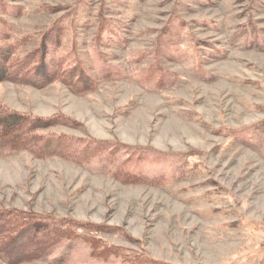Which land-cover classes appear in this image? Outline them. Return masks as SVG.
Segmentation results:
<instances>
[{"label": "rangeland", "instance_id": "rangeland-1", "mask_svg": "<svg viewBox=\"0 0 264 264\" xmlns=\"http://www.w3.org/2000/svg\"><path fill=\"white\" fill-rule=\"evenodd\" d=\"M5 2L13 37L58 21L53 55L83 57L96 82L0 81L1 104L60 118L35 132L72 142L44 156L0 147V207L101 229L0 264H103L86 235L172 264H264V0ZM83 142L121 149L81 159Z\"/></svg>", "mask_w": 264, "mask_h": 264}, {"label": "trees", "instance_id": "trees-1", "mask_svg": "<svg viewBox=\"0 0 264 264\" xmlns=\"http://www.w3.org/2000/svg\"><path fill=\"white\" fill-rule=\"evenodd\" d=\"M12 10V13H9L10 5L5 0H0V13L8 12L14 16L19 12L17 8ZM3 20L0 19V81H19L41 87L57 80L75 93L86 92L95 85L96 79L90 74L87 75L86 69L89 68V64L84 61L83 57L75 55L74 58L68 59L65 56L66 59L53 55V49L59 46L64 31L58 21L42 31L39 38V35L33 36V34L13 37L9 28L10 24L3 23ZM104 24L101 22L100 33L108 28ZM2 27L6 30L1 29ZM30 42L31 48L20 52L19 48L24 44H30ZM57 68H60L64 77H60ZM60 122V118H51L43 122L38 116L19 113L0 103V141L5 142L0 143V147L3 148L6 145L7 148L10 146L13 150L28 149L34 155L40 154L39 156L63 153L61 150L63 148L72 153L71 147H65L71 146L70 139L59 135L54 136V134L42 135L39 133L42 128ZM38 129L41 130L35 132ZM106 144L83 142L80 145V152L76 154L81 156V159H85L90 148H93L94 151L101 150L104 146L121 149L120 145H112L108 142ZM12 149L9 151L13 152ZM102 159L101 163L104 166L105 161L103 157ZM139 176L143 177L140 173L137 178ZM130 177L128 180H133L132 177H136V174H131ZM77 226L87 230L101 229L100 225L77 222L70 217L50 219L33 212L0 207V256L6 262L39 258L41 254L47 253L56 242L77 237ZM83 238L88 242L91 254L96 256L95 259L99 263L172 264L147 254L134 252L130 254L119 246L99 242L98 239L88 235ZM23 239L29 240L26 246L22 244L24 243Z\"/></svg>", "mask_w": 264, "mask_h": 264}]
</instances>
